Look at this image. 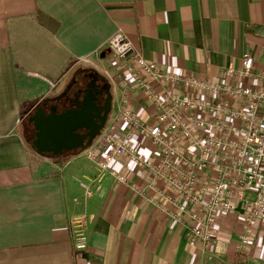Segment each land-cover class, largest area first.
I'll return each mask as SVG.
<instances>
[{"label": "crops", "instance_id": "1", "mask_svg": "<svg viewBox=\"0 0 264 264\" xmlns=\"http://www.w3.org/2000/svg\"><path fill=\"white\" fill-rule=\"evenodd\" d=\"M117 30L163 71L214 79L227 65L239 67L244 51L264 66V0H0V264H264L255 235L235 246L243 223L230 217L217 218V243L188 244L189 217L175 207L182 197L155 176L161 148L140 133L136 152L153 165L121 156L85 193L95 173L88 155L104 150L102 136L122 109L159 126L142 89L119 82L120 63L107 49ZM83 72L107 85L105 123L67 167L44 174L31 160L22 121L39 101L62 100ZM78 218L83 250L71 239Z\"/></svg>", "mask_w": 264, "mask_h": 264}, {"label": "built area", "instance_id": "2", "mask_svg": "<svg viewBox=\"0 0 264 264\" xmlns=\"http://www.w3.org/2000/svg\"><path fill=\"white\" fill-rule=\"evenodd\" d=\"M107 49L120 63L119 82L142 89L159 126L149 127L133 110L122 109L102 136L104 150L88 155L95 173L83 184L85 193L92 192L90 185L101 184L121 156L141 167L153 165L136 152L134 133H140L161 148L155 176L182 197L175 207L189 217V245L217 243V218L222 216L243 223L237 248H245L248 236L255 235L263 249L264 66L257 67L252 53L244 51L239 67L227 65L214 79L163 71L121 30L108 39ZM120 124L129 129L120 133ZM200 126L211 131L199 134ZM115 176L127 183L124 174ZM71 223L73 245L83 250L84 224L79 218Z\"/></svg>", "mask_w": 264, "mask_h": 264}, {"label": "water", "instance_id": "3", "mask_svg": "<svg viewBox=\"0 0 264 264\" xmlns=\"http://www.w3.org/2000/svg\"><path fill=\"white\" fill-rule=\"evenodd\" d=\"M104 54L105 51L102 52ZM77 83L81 87L74 96L75 109L58 112L57 107L52 105L47 113L40 105L28 117L35 133L34 148L39 154L50 153L57 156L64 151L84 149L103 127L109 110L110 95L106 94L107 97L101 103L103 89L95 87L93 80ZM84 86L87 90L82 89ZM81 129L85 131L80 132Z\"/></svg>", "mask_w": 264, "mask_h": 264}, {"label": "rangeland", "instance_id": "4", "mask_svg": "<svg viewBox=\"0 0 264 264\" xmlns=\"http://www.w3.org/2000/svg\"><path fill=\"white\" fill-rule=\"evenodd\" d=\"M116 105H117V100L115 102V106ZM25 119L22 121L21 131L24 134L25 144L28 148L33 164L41 168V172L44 174L48 172H52L55 169L58 170L60 169L61 166L67 167V164L65 162L69 158L70 154L77 152L79 149L72 151H64L63 153L57 156H53L50 153L36 154L33 144V139L35 137L34 129L31 126V124H29L28 121ZM26 128H28L29 131L26 132Z\"/></svg>", "mask_w": 264, "mask_h": 264}, {"label": "flooded vegetation", "instance_id": "5", "mask_svg": "<svg viewBox=\"0 0 264 264\" xmlns=\"http://www.w3.org/2000/svg\"><path fill=\"white\" fill-rule=\"evenodd\" d=\"M89 80L94 81L95 87H99V88L103 89L104 94L102 96V99L100 100L101 103H103V101L107 97L106 94H109V92L107 90V85L105 84V81L103 80V78L102 79H95L90 73L83 72L80 74L79 78L73 82L72 86L67 90V93L64 96H62V100H59V98L55 99L54 101H52L50 99H43L42 101H39V103H37L36 107H38L40 105L43 106V108L45 109V111L47 113L50 112V108L52 105H55L57 107L58 112L66 110V109H75L76 108V101L74 100V96L76 95V91L81 87L80 85H78L77 82L78 81H84L85 83H88ZM82 89H86L85 86L82 87ZM89 90H93V89H89ZM60 99H61V97H60ZM68 99H69V102H67ZM36 107H35V109H36ZM109 107H110V103H109ZM108 111H107L106 116L108 115ZM84 131H85V129L80 130V132H84Z\"/></svg>", "mask_w": 264, "mask_h": 264}, {"label": "trees", "instance_id": "6", "mask_svg": "<svg viewBox=\"0 0 264 264\" xmlns=\"http://www.w3.org/2000/svg\"><path fill=\"white\" fill-rule=\"evenodd\" d=\"M24 119H25V118H24ZM24 119H23V120H24ZM25 120H27V119H25ZM27 121H28V120H27ZM28 123L31 124L29 121H28ZM31 126H32V125H31ZM32 127H33V126H32ZM27 131H29L28 128H26V132H27Z\"/></svg>", "mask_w": 264, "mask_h": 264}]
</instances>
